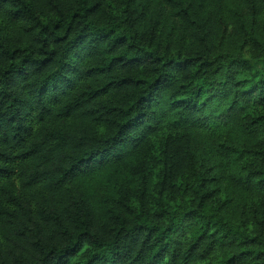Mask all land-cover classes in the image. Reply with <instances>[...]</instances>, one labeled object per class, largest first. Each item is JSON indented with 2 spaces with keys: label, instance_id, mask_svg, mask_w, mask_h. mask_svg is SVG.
Segmentation results:
<instances>
[{
  "label": "trees",
  "instance_id": "16d2710c",
  "mask_svg": "<svg viewBox=\"0 0 264 264\" xmlns=\"http://www.w3.org/2000/svg\"><path fill=\"white\" fill-rule=\"evenodd\" d=\"M0 264H264V0H0Z\"/></svg>",
  "mask_w": 264,
  "mask_h": 264
}]
</instances>
